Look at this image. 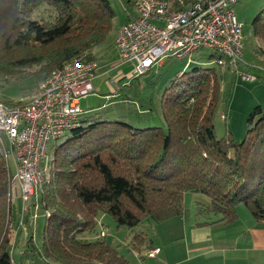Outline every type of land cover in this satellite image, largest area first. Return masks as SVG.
Returning a JSON list of instances; mask_svg holds the SVG:
<instances>
[{"label": "trees", "instance_id": "16d2710c", "mask_svg": "<svg viewBox=\"0 0 264 264\" xmlns=\"http://www.w3.org/2000/svg\"><path fill=\"white\" fill-rule=\"evenodd\" d=\"M167 1L181 10L195 0ZM43 3L56 8V18L32 16ZM113 17L110 0H0V48L35 50L13 64L39 66L21 77L34 75L36 88L67 62L94 60L93 50L105 40ZM252 25L256 39H264V6ZM211 52L210 57H222ZM16 73L22 71L0 68V76ZM218 95L215 67L193 66L162 87V124L139 127L99 113L81 115L77 127L48 145L42 185L31 203L45 211L43 248L39 251L28 235L18 263L11 253L16 242L4 231L11 214V174L0 145V264H21L24 255L37 250L47 264H139L106 242L105 233L92 238L97 218L108 214L116 227L136 230L181 215L191 192L209 197L204 210L211 213L210 223L234 222L240 203L255 221L264 222V107L250 112L241 141L218 138L213 124ZM202 209L198 204L196 216ZM145 233L135 231L128 244L132 250L148 248L144 255L151 256Z\"/></svg>", "mask_w": 264, "mask_h": 264}, {"label": "rangeland", "instance_id": "374dc122", "mask_svg": "<svg viewBox=\"0 0 264 264\" xmlns=\"http://www.w3.org/2000/svg\"><path fill=\"white\" fill-rule=\"evenodd\" d=\"M110 3L114 17L105 40L93 50L94 60L97 62L109 60L111 63H115L113 62L116 59L114 39L128 14L133 12L132 4L130 5L127 0H110ZM262 6H264V0H237L233 5V12L238 21L242 23L243 52L239 68L241 71L253 75V80L243 79L227 63L216 62L214 57L209 56L212 52L208 49L193 52L184 58L172 55L164 57L160 60L161 64H154L151 71L138 76H130L131 63H120L113 68L112 64L108 63L92 80L94 90L80 98L82 116L88 117L99 113L102 115L101 118H121L139 127L162 124L160 92L164 84L193 66H214L219 80L218 102L213 116L215 134L218 138L227 136L234 141H241L247 131V118L250 112L257 105L264 107V39H256L252 25L253 17ZM32 16L39 19H54L57 16V10L51 4L43 3L32 13ZM33 53L35 50L33 52L28 47H12L10 50L0 48V68H10L18 73L20 70L22 71V74L0 76V102L8 103L17 99L23 92H32L35 89L36 78L34 75L21 77L33 73L39 66L18 68L13 64L21 57ZM117 71H120L124 77L118 78ZM146 108L147 110H142ZM9 165L13 172L14 161L11 156H9ZM16 189V186H10L9 189L11 214L8 216L7 227L4 228V231H6L9 240L16 242L11 253L15 262L18 263L19 254L26 249L28 235L32 237L34 246L42 251V226L45 220V211L39 203L35 206L31 204L26 212L28 221L25 222L27 214L21 212V197L14 201L12 199ZM209 202V197L201 193H187L181 215L161 222L145 223L137 227L136 230H130L125 226L116 227L110 215L101 213L97 218V231L91 236L92 238L97 237L99 231L101 236L103 230L106 242L117 246L131 262H138V251L132 250L128 244L131 243L130 240L135 231H145L148 243L151 241L154 245H161L160 243L163 242H175L176 237L181 234V227H243L248 223V218L252 217L248 208L240 203L237 206L238 217L234 222L210 223L207 218L211 213L204 210ZM198 204L203 209L196 216ZM38 250L32 257L24 255L21 264H47L41 258ZM161 259L162 257L158 256V260L154 261L158 262ZM147 261H151V258L147 257Z\"/></svg>", "mask_w": 264, "mask_h": 264}, {"label": "built area", "instance_id": "2783aa9c", "mask_svg": "<svg viewBox=\"0 0 264 264\" xmlns=\"http://www.w3.org/2000/svg\"><path fill=\"white\" fill-rule=\"evenodd\" d=\"M130 1L133 12L114 39L118 63L132 64L130 76L145 73L164 57L184 58L208 49L222 56L216 58L219 64L254 79L239 68L243 42L242 23L233 12L237 0H195L181 10L171 9L167 0ZM99 69L93 59L67 62L32 92H23L11 104L0 102V145L5 159L13 158V172L7 163L10 186L20 189L23 214L42 185L49 143L80 124V98L94 90L91 82ZM158 252L155 248L148 254Z\"/></svg>", "mask_w": 264, "mask_h": 264}, {"label": "crops", "instance_id": "0c3cea01", "mask_svg": "<svg viewBox=\"0 0 264 264\" xmlns=\"http://www.w3.org/2000/svg\"><path fill=\"white\" fill-rule=\"evenodd\" d=\"M114 53L115 63L109 60L98 62L99 71L108 63L112 64V68L119 64L115 46ZM116 76L124 77L120 71H117ZM16 188L13 201L20 198V189ZM180 233L175 242L154 245L150 241V249H160L155 256L144 255L149 250L146 247L142 251L134 250L139 252L138 263L264 264V222H257L252 217L248 218V223L243 227H181ZM158 256L162 257L160 263L155 262ZM147 257L151 261L146 262Z\"/></svg>", "mask_w": 264, "mask_h": 264}]
</instances>
